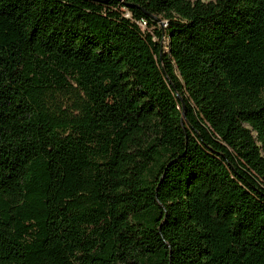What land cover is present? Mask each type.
I'll use <instances>...</instances> for the list:
<instances>
[{"label": "trees", "instance_id": "16d2710c", "mask_svg": "<svg viewBox=\"0 0 264 264\" xmlns=\"http://www.w3.org/2000/svg\"><path fill=\"white\" fill-rule=\"evenodd\" d=\"M0 264H264V0H0Z\"/></svg>", "mask_w": 264, "mask_h": 264}, {"label": "water", "instance_id": "95a60500", "mask_svg": "<svg viewBox=\"0 0 264 264\" xmlns=\"http://www.w3.org/2000/svg\"><path fill=\"white\" fill-rule=\"evenodd\" d=\"M93 1L107 2L108 0H93Z\"/></svg>", "mask_w": 264, "mask_h": 264}, {"label": "rangeland", "instance_id": "374dc122", "mask_svg": "<svg viewBox=\"0 0 264 264\" xmlns=\"http://www.w3.org/2000/svg\"><path fill=\"white\" fill-rule=\"evenodd\" d=\"M206 1H208V0H206Z\"/></svg>", "mask_w": 264, "mask_h": 264}]
</instances>
